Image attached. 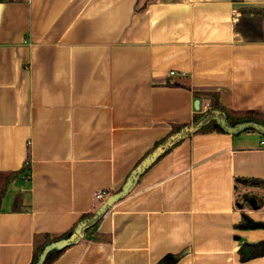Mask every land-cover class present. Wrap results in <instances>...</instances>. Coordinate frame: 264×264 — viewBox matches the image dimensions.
<instances>
[{
  "label": "crops",
  "instance_id": "1",
  "mask_svg": "<svg viewBox=\"0 0 264 264\" xmlns=\"http://www.w3.org/2000/svg\"><path fill=\"white\" fill-rule=\"evenodd\" d=\"M211 92L264 119V0H0V190L22 172L0 264H31L36 235L97 212ZM243 213L264 225V136L192 135L109 207L92 232L111 242L91 232L53 264H264V248L241 260L264 242V226L237 229Z\"/></svg>",
  "mask_w": 264,
  "mask_h": 264
},
{
  "label": "trees",
  "instance_id": "2",
  "mask_svg": "<svg viewBox=\"0 0 264 264\" xmlns=\"http://www.w3.org/2000/svg\"><path fill=\"white\" fill-rule=\"evenodd\" d=\"M241 10L243 12H245L247 10L250 11V9H247V8H242ZM197 96H202L204 98H207L209 100V108L205 112L196 113L194 115L191 123L183 124V125H173L170 133L164 139H162L161 141L156 143L154 148L150 152H148V154L140 161V163L136 166V168L141 164V162L144 159H146L149 155H151L157 148L164 146V145H168L169 141L171 140V138L173 136H176V135L181 134V133H183V135H184L183 138L175 141L171 146H169L166 149V151L162 155L159 156V158L156 162H158L163 156L168 154L175 147H177L179 144H181L184 140L191 137L192 135L211 134V133H216V132L229 134L227 132V130L221 125V123H220L221 120H225L227 125L230 127H235L241 123H258V124L264 126V119H261V118L255 117V116H251V115L245 116V117H241V115H234L230 109H228L227 107H225L221 103L220 98H219V94L216 92L198 93ZM186 131H189V132H186ZM249 131L258 132L264 136L263 131H258L254 127H248L246 129L239 131V132L232 134V135H238V134H242V133L249 132ZM26 169L29 170V165H28V167H26ZM133 171H132V173H133ZM21 173L22 172L13 173L6 178L2 188L0 190V208H1V205H2V202L5 198V196L7 195L8 189H9L12 181L16 177H18ZM131 174H130V176H131ZM130 176L128 177V179L130 178ZM128 179H127V181H128ZM122 188L120 190H122ZM104 215L98 216L97 212L83 215L81 217L80 221L77 223V225L74 226L69 232H67L63 235L57 236V237H51L50 235H47V234L36 235L34 237L33 260H32L31 264H39V259H40L41 255L43 254V252L47 246H49L53 243H56L58 241H61L63 239L69 238L76 231V229L78 228L79 225H82V224L86 225L84 228V236L91 233L94 230V228H96V226L101 221V219L103 218ZM263 226H264L263 224H256L254 221L251 220V218L248 217V215L243 213L241 221L237 225V229L238 230H248L251 228H260ZM91 234H92V242H94V243L104 244V243L111 242V238L107 235L97 233V232H92ZM82 239L80 241H82ZM79 242H77L75 244H70L69 246H67L66 248L61 249V250L55 249V250L51 251L47 255L45 261L42 264H53L55 261H57L62 256V254H64V252L66 250L77 245ZM261 248H264V242L260 243V244L243 243L239 249L241 260L242 261H249L252 258L260 256L261 251H259V250ZM180 257H181V255L180 256H169L166 259H172L173 261L176 262Z\"/></svg>",
  "mask_w": 264,
  "mask_h": 264
},
{
  "label": "water",
  "instance_id": "3",
  "mask_svg": "<svg viewBox=\"0 0 264 264\" xmlns=\"http://www.w3.org/2000/svg\"><path fill=\"white\" fill-rule=\"evenodd\" d=\"M196 103L198 105L199 101H197ZM220 123L227 130V132L231 135L239 131H242L248 127H254L256 130L264 132V126L258 123H241L235 127L228 126L225 120H221ZM186 132H189V131H186ZM183 136H184L183 133L173 136L171 140L169 141L168 145H164V146L157 148L151 155H149L146 159H144L141 162V164L133 171L130 178L123 186L122 190L108 197L106 202L97 211V215L98 216L104 215L108 211L109 207L115 205L117 202L121 201L127 195H129L132 189L134 188V185L136 184L138 178L143 173H145L146 170H148L158 160L159 156L162 155L169 146H171L175 141L182 139ZM85 226H86L85 224L79 225L76 231L69 238L63 239L61 241H58L56 243H53L47 246L39 259V264H42L45 261L47 255L51 251L55 249L61 250V249L66 248L70 244H75L79 242L84 237Z\"/></svg>",
  "mask_w": 264,
  "mask_h": 264
},
{
  "label": "rangeland",
  "instance_id": "4",
  "mask_svg": "<svg viewBox=\"0 0 264 264\" xmlns=\"http://www.w3.org/2000/svg\"><path fill=\"white\" fill-rule=\"evenodd\" d=\"M246 191H248L247 189H246ZM118 192V191H117ZM242 195H245V198L244 199H242L243 197H242ZM254 194H252L251 192H243V190L242 191H238V201L240 202V204H243V205H249L250 204V201H251V199H252V196H253ZM111 196V195H110ZM103 203L104 202H106V201H102ZM98 204H100V202H98ZM86 237V236H85ZM85 237H83V239L85 238ZM82 239V240H83Z\"/></svg>",
  "mask_w": 264,
  "mask_h": 264
},
{
  "label": "built area",
  "instance_id": "5",
  "mask_svg": "<svg viewBox=\"0 0 264 264\" xmlns=\"http://www.w3.org/2000/svg\"><path fill=\"white\" fill-rule=\"evenodd\" d=\"M171 75H175V73L172 72ZM206 108H209V105H207ZM108 197H110V194L108 191H101L96 194V200L101 201V202L106 201Z\"/></svg>",
  "mask_w": 264,
  "mask_h": 264
}]
</instances>
